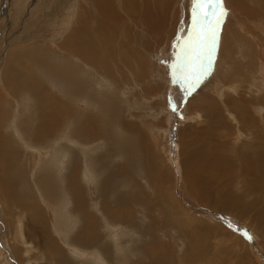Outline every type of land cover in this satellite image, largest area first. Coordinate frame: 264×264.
I'll use <instances>...</instances> for the list:
<instances>
[{
    "label": "rangeland",
    "instance_id": "374dc122",
    "mask_svg": "<svg viewBox=\"0 0 264 264\" xmlns=\"http://www.w3.org/2000/svg\"><path fill=\"white\" fill-rule=\"evenodd\" d=\"M69 1L0 0V264H264V257L256 254L264 255V179L256 187V177L264 174L259 155H264V147L260 151L249 136L264 135V99L260 98L264 97V86L260 90L264 79V0H247L246 4L243 0L246 7L250 2L253 16L233 9V0L203 4L184 0L178 17L171 13L177 29L169 34L170 40L165 41L163 34L148 42L149 53L159 45L164 50L159 48L154 57L153 70L134 73L121 65L115 44L114 51L102 57L103 67L110 68L111 74L104 73L102 65L95 67L99 75H93L91 91L84 84L75 90L45 80L29 66L25 55L34 47L69 54L57 47L74 28L78 5L86 4L85 0H72L77 5L69 10L65 7ZM178 8L173 5L174 11ZM226 15L227 19L233 15L235 22L231 24L229 18L230 23H225ZM117 26L124 31L114 23L112 28ZM225 26L234 28L238 36V63L239 57L246 60L244 45L253 53L251 78H236L235 89L232 80L230 84L220 77L224 67L220 63L233 61L229 60L232 49L225 50L227 57L223 52L218 60L215 54ZM27 40L30 42L25 43ZM67 58L49 60L71 63L69 55ZM73 61L85 64L76 58ZM149 64L152 62L147 61ZM164 65L167 69L160 72ZM215 82L221 85V98L205 100ZM195 94L197 104L193 102ZM48 95L68 110L57 113V120L50 119L53 111L41 112ZM214 104L221 108L220 116L217 109H213L215 115L209 107ZM230 108L237 114H230ZM47 114L52 123L49 132L44 123ZM248 114V119L256 118V122L249 121ZM82 122L85 126L80 129ZM85 122H90L91 128ZM114 135L118 139H112ZM247 137L249 143H243ZM210 153L243 158L244 170L251 165V179L233 174L234 198L240 197L241 203H234L231 209L219 204L214 193L221 189L223 179L193 177L197 173L193 162ZM196 179L200 188H196ZM246 183L249 186L244 187ZM45 189L55 190L52 198ZM160 196L166 198L167 205ZM170 208L175 220L168 217ZM181 219L190 225L200 220L205 231H210L196 233L191 226L185 234L187 228L174 226L181 225Z\"/></svg>",
    "mask_w": 264,
    "mask_h": 264
},
{
    "label": "bare ground",
    "instance_id": "6f19581e",
    "mask_svg": "<svg viewBox=\"0 0 264 264\" xmlns=\"http://www.w3.org/2000/svg\"><path fill=\"white\" fill-rule=\"evenodd\" d=\"M86 4L84 3L83 6H79V8L77 7V9H79V13L76 16V22L74 24V28L71 29L70 33L67 34L66 39H63L64 41L62 42L61 45H59V48L57 47L58 50H62L64 53L68 52L69 54H58V53H53L51 52V50L45 49L43 51L39 50L38 48H31L28 49L25 52V55H27L28 57V61H29V66L31 65L32 68L35 70V72L39 73L43 78H45V80L47 81H52L54 84H59V85H70L72 86L75 90L76 88L82 89L81 85L84 84L85 85V89H91L90 85L92 84V82H95V75L98 76L99 72L97 70V68H100L99 65H102L105 63L104 60H102V57L108 56L109 53H112L114 51L113 46L115 44H117V49L119 52V56H121L122 58H119L118 60L121 61V65L123 66H128L131 69H134L133 72L136 73V71H144V70H153V64L155 61V56L157 55V52L159 53V48L155 50V52L153 53H149L147 50L149 49L148 47V42L150 43L153 39H156L158 37H160L161 35H164V40L168 41L170 40L169 38V34L172 33V31L174 29L173 25H175V16L178 17L177 12H179L180 10H182L183 4H184V0H85ZM229 1V0H228ZM235 2H232L233 4L231 5L232 8L234 9L235 7L238 8L240 11L242 12L244 11L245 13H249V14H253L254 12H252L253 8L250 10V2H248L247 6H245V4L247 3V0H245L246 2H244L243 0L240 2V0H233ZM239 1V2H237ZM250 1V0H248ZM261 1V0H259ZM72 0H70L68 3H66V8H68L69 10L71 8H74L73 6L75 5V1L72 2ZM242 2H244L245 4H243ZM57 3V1H56ZM65 3V2H64ZM178 6L179 8L176 9L175 11L173 10V5ZM194 4V3H193ZM192 4V5H193ZM228 4V2H227ZM259 4V2L257 3ZM77 5V4H76ZM75 5V7H76ZM256 5V4H255ZM62 6V5H59ZM195 6H197L195 4ZM230 6V7H231ZM187 7V6H186ZM227 7L230 9V7L227 5ZM199 7L197 6L196 9H198ZM64 9V8H63ZM42 10V9H40ZM66 9H64L65 11ZM195 10V9H194ZM200 10V9H198ZM197 11V14H199ZM255 11V10H254ZM260 11V10H259ZM174 13V17H172L173 20L171 19V13ZM244 13V14H245ZM262 13V12H261ZM183 14L185 15L186 12H183ZM190 14H191V10H190ZM201 15V14H200ZM246 15V14H245ZM248 15V14H247ZM249 15V16H251ZM254 15V14H253ZM252 15V16H253ZM215 16V15H214ZM257 17V15H256ZM184 18H186L184 16ZM225 18V16H224ZM231 18V19H229ZM228 19L231 20V24L232 22H235L233 15L232 17H229ZM261 18V17H260ZM263 18V17H262ZM261 18V19H262ZM227 19V15H226V19L225 23H230V21H228ZM264 19V18H263ZM170 21H172L170 23ZM114 24L117 25H121L124 28V31L122 30V28L118 27L117 28H112ZM180 23V22H179ZM165 24V27L163 28V25ZM168 24L170 25V29H168ZM184 25V24H182ZM181 25V26H182ZM179 26V25H178ZM234 26V25H233ZM185 27V26H184ZM236 27V25H235ZM225 27H222V34H221V39L219 41V46L217 49V53H215L217 56V60L218 58H220V56H222V53L227 50L228 48L231 50L235 45V34H234V28H227L225 29ZM221 29V28H220ZM128 31V32H127ZM175 31V30H174ZM127 32V33H126ZM16 34L15 37L13 36L12 39H16ZM172 36V35H171ZM194 36V35H193ZM176 37V36H175ZM174 37V40L177 39ZM26 38V37H25ZM163 41V40H162ZM218 41V40H217ZM239 41L236 38V42ZM26 42H30V41H25ZM186 42V41H185ZM40 43V42H37ZM196 42H193V45ZM32 44V42H31ZM175 44V43H174ZM165 44H162V46ZM29 46V45H28ZM32 46V45H31ZM38 46V45H36ZM161 46V47H162ZM171 46V45H170ZM164 47V46H163ZM175 47V46H174ZM173 47V48H174ZM172 48V49H173ZM41 49V48H40ZM162 49V48H160ZM174 50V49H173ZM164 50L162 49V52ZM176 51V49L174 50ZM173 52V51H172ZM192 52V51H191ZM225 53V52H224ZM227 52L223 55V57H227L226 56ZM230 54V52H229ZM228 54V55H229ZM70 56L71 58V63H52L50 62L49 59H51V61H54V59L56 57H63L65 59L68 60L67 56ZM169 55V53H168ZM166 58H168V56L165 55ZM18 58V57H17ZM76 58L78 61L83 62L85 64L82 65H77L76 63H74L73 59ZM158 59V57H156ZM163 59V58H161ZM160 59V60H161ZM169 59V58H168ZM180 59V57H179ZM223 61H226L225 59L221 58ZM18 60V59H17ZM159 60V59H158ZM157 60V61H158ZM147 61L152 62V64L147 65ZM156 61V62H157ZM221 62V61H220ZM162 64V63H161ZM165 64V62H164ZM26 65V64H25ZM159 65V64H158ZM220 65H223L220 63ZM8 66V65H7ZM11 66V65H10ZM27 65V67H29ZM105 66V65H104ZM168 66V65H167ZM166 65L162 66V68L159 69L160 72H164L167 68ZM9 67V66H8ZM13 67V66H11ZM97 67V68H95ZM165 67V68H164ZM102 70L104 71V73L110 75L111 74V70L110 68L106 69L103 67L102 65ZM142 68V69H140ZM11 69V68H10ZM7 69V70H10ZM31 69V68H30ZM156 69V68H155ZM87 72H86V71ZM183 70V69H182ZM32 71V69H31ZM6 73V72H5ZM4 73V74H5ZM10 73V72H9ZM155 73V72H154ZM172 73V72H171ZM8 74V71L7 73ZM33 74V73H32ZM95 74V75H94ZM11 77H14V75L10 74ZM17 75V74H16ZM94 75V76H93ZM144 76V75H142ZM7 78V76H5ZM100 77V76H99ZM10 78V77H9ZM30 78V77H29ZM41 78V77H40ZM259 79V78H258ZM261 79V78H260ZM263 79V78H262ZM38 80V79H37ZM97 80V79H96ZM6 81H10V80H6ZM113 81V80H112ZM260 81V80H259ZM258 81V82H259ZM264 81V80H263ZM11 83V81H10ZM46 83V82H45ZM109 83V82H108ZM112 83V82H111ZM260 83V82H259ZM7 84V83H6ZM16 84V83H15ZM110 84V83H109ZM262 84V83H261ZM12 85V83L10 84ZM44 85V84H43ZM258 85V84H257ZM256 85V86H257ZM26 86V85H25ZM83 86V85H82ZM103 86V85H102ZM92 87V85H91ZM104 87V86H103ZM118 87V86H117ZM45 88V87H44ZM84 88V86H83ZM258 88V87H257ZM40 90V89H39ZM42 90V89H41ZM107 90V89H106ZM206 90V89H205ZM88 91V90H87ZM91 91V90H90ZM89 91V92H90ZM82 92V91H80ZM105 92V91H104ZM111 92V91H110ZM110 94V93H109ZM197 94V93H196ZM196 94L193 96V98H196ZM77 95V94H76ZM102 95V94H100ZM93 96V95H92ZM96 96V95H94ZM98 97V96H97ZM105 97V96H104ZM110 97V96H109ZM36 98V97H35ZM50 98V99H49ZM108 98V95H107ZM194 98L193 102H197V99ZM49 99V100H48ZM77 99V98H76ZM81 99V98H80ZM95 99V98H94ZM39 100V99H38ZM75 101V100H73ZM41 103V102H40ZM61 103V102H60ZM68 103V102H67ZM74 103V102H73ZM191 103V101H190ZM189 103V104H190ZM99 104V103H98ZM192 104V103H191ZM197 104V103H196ZM42 107H41V112L42 114H46L47 112H54L55 115L54 116H50L49 114L45 115V120L44 123L46 122V129L47 131H51L52 129V123H50V119H56L58 118L59 115L63 114V112H68V110L63 107L62 105H60L56 100H54L51 96L47 97V101L43 103H41ZM86 105V104H85ZM104 106V105H103ZM87 108V107H86ZM71 109V108H70ZM186 109V108H185ZM184 109V110H185ZM244 109V108H243ZM73 110V109H72ZM75 111V110H74ZM40 112V111H39ZM71 112V111H70ZM73 112V111H72ZM106 112V111H105ZM57 113H59V115H57ZM80 113V112H77ZM244 113V112H243ZM73 114V113H72ZM201 114V113H200ZM112 115V114H111ZM244 116V114H242ZM50 116V119H49ZM220 116V114H219ZM240 117V116H239ZM251 117V116H250ZM79 118V117H78ZM263 117H261L262 119ZM76 119V118H75ZM244 119V118H243ZM246 119V118H245ZM253 119V120H252ZM41 120V119H40ZM249 120V119H248ZM255 121L256 122V118H250L249 121ZM55 121V120H54ZM60 121V120H59ZM64 121V120H63ZM77 121V120H76ZM42 122V121H41ZM57 122V121H56ZM55 122V124H56ZM66 122V120L64 121ZM246 122V120H245ZM87 124L88 127H90V122H85ZM253 123V122H252ZM54 124V123H53ZM66 124V123H65ZM73 124V122H72ZM83 122L81 123V125L78 126V128L81 129ZM102 124V123H101ZM101 128L103 127L104 130L106 129V127L104 125H101ZM228 124V123H227ZM255 124V123H254ZM75 125V124H74ZM84 125V124H83ZM212 125V124H211ZM229 125V124H228ZM258 125V122H257ZM85 126V125H84ZM83 126V130H87V126L84 127ZM92 126V125H91ZM95 126V124H94ZM230 126V125H229ZM251 126V125H250ZM75 127V126H74ZM231 127V126H230ZM254 127V125L252 124L251 128ZM54 128V127H53ZM91 128V127H90ZM255 128V127H254ZM96 129V128H95ZM109 129V128H108ZM215 129V128H214ZM244 129V128H243ZM246 129V128H245ZM261 129V128H260ZM77 131V130H76ZM111 131V130H110ZM245 131V130H243ZM239 132V131H238ZM242 132V131H241ZM246 132V131H245ZM62 133V132H61ZM107 134V133H106ZM117 134V133H116ZM244 134V133H243ZM241 134V135H243ZM245 135V134H244ZM256 135V136H255ZM246 136V135H245ZM249 136L251 137L250 141L252 139H254V142L257 143L260 146V151L261 149L264 147V135L263 132L260 133H256V134H249ZM115 137V135H114ZM179 137V136H178ZM242 138V137H241ZM112 139H118V138H112ZM248 137L247 139L243 140V143H247L248 141ZM238 141V140H237ZM249 143V142H248ZM116 147V146H115ZM105 148V147H104ZM116 149V148H115ZM119 151V150H118ZM126 153V152H125ZM124 153V154H125ZM120 154V153H119ZM122 154V153H121ZM207 154V153H206ZM262 154V157L260 159L261 162H264V155L263 152H260L259 155ZM131 156V154H130ZM127 157V156H125ZM208 157V156H206ZM235 157V156H234ZM129 158V155H128ZM127 160V159H126ZM213 161V160H211ZM254 161H258V160H254ZM104 162V161H103ZM126 163V161H125ZM251 169V165L248 166V170H245V172L251 175V173L249 172ZM13 170V169H12ZM160 170V169H159ZM215 171V170H214ZM243 171V170H242ZM161 172V171H159ZM212 172V171H210ZM3 173V172H2ZM163 173V172H162ZM160 175V173H157V176ZM163 175V174H162ZM160 175V176H162ZM247 176V175H246ZM66 177V176H65ZM159 177V176H158ZM193 180L188 181V183H192ZM196 188L199 187V185L201 184V182L199 183V181L196 179ZM52 182V181H51ZM50 182V183H51ZM58 182V181H57ZM253 184V182H252ZM64 186V185H63ZM75 187V185H73ZM189 187V185H187ZM45 187V186H44ZM43 187V188H44ZM223 187V186H222ZM42 188V189H43ZM71 188V187H70ZM200 188V187H199ZM236 188V187H235ZM50 189V188H49ZM240 189V188H239ZM71 190V189H70ZM238 190V189H237ZM9 191V189H8ZM45 191H47V196L49 195L50 198H52L53 193L55 192V190L51 189H45ZM60 192V191H59ZM66 192V191H65ZM70 192V191H69ZM8 193V192H7ZM45 193V194H46ZM10 195V194H8ZM44 195H42L43 198ZM251 196V195H250ZM3 197V196H2ZM261 197V196H260ZM48 198V197H47ZM47 198L45 199L47 201ZM81 198V197H80ZM157 198V197H156ZM160 200L162 202H165L166 205L168 204V202H166V198L164 196H160L159 197ZM3 199V198H2ZM79 199V198H78ZM49 200V198H48ZM67 201V200H66ZM241 201V200H240ZM9 202V201H8ZM49 202V201H47ZM7 203V201H6ZM13 203H15L13 201ZM31 203V202H30ZM25 204V203H23ZM33 204V203H32ZM37 204V203H35ZM8 205V203H7ZM17 205V204H16ZM24 206V205H23ZM30 206H32L30 204ZM34 206V205H33ZM32 206V207H33ZM26 207V206H25ZM31 208V207H29ZM53 209H54V205H53ZM262 209V208H261ZM21 210V208H20ZM32 210V208H31ZM35 210V208H34ZM37 210V209H36ZM76 210V209H75ZM170 210V215L168 217L172 218V220H175V217H173V210L172 208L169 209ZM263 210V209H262ZM22 211V210H21ZM70 211V210H69ZM32 212V211H31ZM135 212V211H134ZM34 213V212H33ZM31 214V213H30ZM127 214V213H126ZM23 215V214H22ZM32 216V215H31ZM35 216V215H34ZM73 216V215H72ZM85 217V216H84ZM102 217V216H101ZM108 217V216H106ZM105 217V218H106ZM33 218V216H32ZM37 218V217H36ZM82 218V217H81ZM85 219V218H84ZM88 219V218H87ZM34 222L36 221L35 219H33ZM121 220V219H120ZM80 221V220H79ZM86 221V220H85ZM108 221V219H107ZM126 221V220H125ZM32 222V220H31ZM33 222V223H34ZM54 222V221H53ZM57 222V221H56ZM173 225V222L170 221ZM192 222V221H191ZM40 223V222H39ZM122 223V222H121ZM163 223V222H162ZM202 222H200V220L198 221H194L191 223V225L186 221L181 219V225H174L177 228H187L185 230V234L186 232L190 229L191 226L192 229H194L193 231L196 233H201L202 230L205 231V229L203 228L204 226H202L201 224ZM38 224V223H37ZM41 224V223H40ZM93 224V223H92ZM109 224V223H108ZM193 224V225H192ZM27 225V224H26ZM39 225V224H38ZM100 227L104 226L102 224H99ZM98 225V226H99ZM112 225V224H111ZM157 226V225H156ZM6 227V226H5ZM29 227V225L27 226ZM40 227V225H39ZM46 227V226H44ZM43 227V228H44ZM160 227V226H158ZM163 227H165L163 225ZM206 227V226H205ZM231 228H234L233 226H230ZM38 228V226H37ZM41 228V227H40ZM95 228V227H94ZM103 228V227H102ZM162 228V227H161ZM160 228V229H161ZM166 228V227H165ZM30 229V228H29ZM35 229V228H33ZM45 229V228H44ZM105 228H103L104 230ZM112 229V228H111ZM32 230V229H31ZM113 231V230H112ZM210 231V230H209ZM208 229L207 231H205L206 233L209 232ZM36 232V231H35ZM40 232V230H39ZM45 232V230H44ZM43 232V233H44ZM192 232V231H191ZM212 232V231H211ZM210 232V233H211ZM262 232V230H261ZM26 233V230H25ZM28 233V232H27ZM31 233V231H30ZM37 233V232H36ZM86 233V232H85ZM109 233V231H108ZM193 233V232H192ZM38 234V233H37ZM101 234V233H100ZM114 234V233H113ZM204 234V232H203ZM41 235H44L41 233ZM104 235V234H103ZM111 235V234H110ZM196 235V234H195ZM199 235V234H198ZM208 235H210L208 233ZM191 236V235H190ZM44 237V236H43ZM46 237V236H45ZM73 237V236H72ZM201 237V236H200ZM42 238V236H41ZM264 238V235H263ZM44 239V238H42ZM152 240H155L152 238ZM164 240V239H163ZM45 241V240H44ZM146 241V240H145ZM154 242V241H152ZM142 243V242H141ZM156 244V243H154ZM81 246V245H80ZM100 246V245H99ZM156 246V245H155ZM163 246V245H162ZM78 247V246H77ZM104 247V246H103ZM161 247V246H160ZM147 249V248H146ZM161 249V248H160ZM159 250V249H158ZM164 250V249H163ZM165 251V250H164ZM146 252V250H145ZM160 252V251H159ZM149 253V252H148ZM154 254L156 252H153ZM257 254H260V258L264 255L261 252H256ZM125 254V253H124ZM151 254V253H150ZM97 255V254H96ZM139 255V254H138ZM145 255V254H143ZM142 255V256H143ZM115 256V255H114ZM147 256V255H146ZM140 257V256H139ZM118 258V257H117ZM141 258V257H140ZM138 258V259H140ZM149 258V256H148ZM154 258V257H152ZM155 259V258H154ZM102 260V259H101ZM119 261V260H118ZM149 261V260H148ZM129 262V261H128ZM144 262V261H143ZM119 263V262H118ZM145 263V262H144ZM122 264V263H121Z\"/></svg>",
    "mask_w": 264,
    "mask_h": 264
},
{
    "label": "crops",
    "instance_id": "0c3cea01",
    "mask_svg": "<svg viewBox=\"0 0 264 264\" xmlns=\"http://www.w3.org/2000/svg\"><path fill=\"white\" fill-rule=\"evenodd\" d=\"M236 38L238 39V36ZM237 45H238V42H236L235 45L232 46L233 47L232 48V55H231L229 60H233V61H231L230 63L223 64L224 67L220 71V77H223L224 81L230 83V80H232V82L234 84V89L238 86L236 84V82H237L236 78H238V79L242 78V79L248 80L249 78H251V74H252L251 73L252 70H251V67H250L251 66L250 63L252 62L251 56H253L252 50H250V48L247 49L245 47V45H244L243 46V54H244V56L246 55V60L242 61V58L239 57V63H238L237 60H236V53H235L236 50L238 49ZM210 74L212 75L213 73L211 72ZM263 80L264 79L261 80L262 84L260 85V90L261 91H262L263 86H264V81ZM218 86L219 87L221 86L220 83L219 82H217V83L215 82V84L213 86V89L211 91H209L211 93H209V95L205 96L204 99L205 100H211L212 99V102H213L214 99H218V97L221 98V95H220L221 90H219ZM220 89H221V87H220ZM234 89H233V91H234ZM229 98L232 99V97H229ZM260 98L264 99V97H260ZM236 101L237 100L235 99V102ZM261 104H263L262 101L259 102V107H261ZM209 107L212 109V111L214 112L215 115H218L221 112V110H220L221 108L219 106H215V104L213 106H209ZM213 109H217L218 110V112H217L218 114H216V111L213 110ZM229 113L230 114H234V115L237 114V112L232 110L231 108H230V112ZM260 113H261V111H260ZM248 116H249V114L246 116L247 119H248ZM203 157L204 158H202V160H200V158H199L198 160L193 162V164H196V166H197V169H196L197 173L193 177H195L197 179H201L202 178L204 180L213 179L215 181L219 180V179L220 180L223 179V180H221L222 182H220V184H219L221 189L219 188V190L214 191V193L217 196V198L216 197L215 198L217 200H219L218 203L221 204L225 209H231L232 207H234V205H233L234 203L239 205V203H241V202H239L240 201V197L238 198V200H237V198H234V196L236 195L235 191H234L235 183H234V180H233L232 177L235 176L233 174H241V176H243L244 178L248 177L249 179H251L252 176L249 173L247 174L245 172V170L243 169L244 168V159L243 158H241V159L238 158L237 159L236 157H234V158L232 157L231 158L229 155H219V156L218 155H212L211 153L208 155V157H206V156H203ZM211 160H213V161H211ZM225 160H229L230 163H224ZM233 163H235L234 166H233ZM12 166L15 167L16 166L15 163H13ZM225 167H227L229 169H226ZM231 170H232V172H231ZM210 171H212L211 174L209 173ZM256 178L258 179V182H259V183L258 182L256 183V187H257V185L258 186L261 185V183H262V181L264 179V174H262L260 176H257ZM230 185H231V187H230ZM246 185H247V183L244 184V187H246ZM247 186H249V185H247ZM229 189L232 192L229 191ZM251 191H252V189H251ZM239 194H241V192Z\"/></svg>",
    "mask_w": 264,
    "mask_h": 264
},
{
    "label": "snow or ice",
    "instance_id": "6c2138e0",
    "mask_svg": "<svg viewBox=\"0 0 264 264\" xmlns=\"http://www.w3.org/2000/svg\"><path fill=\"white\" fill-rule=\"evenodd\" d=\"M211 2H212V0H194V3H198V4L211 3ZM216 2L219 3L220 0H216ZM249 239H250V237H249Z\"/></svg>",
    "mask_w": 264,
    "mask_h": 264
},
{
    "label": "water",
    "instance_id": "95a60500",
    "mask_svg": "<svg viewBox=\"0 0 264 264\" xmlns=\"http://www.w3.org/2000/svg\"><path fill=\"white\" fill-rule=\"evenodd\" d=\"M190 88H191V86H190ZM182 106V105H181ZM257 254V253H256ZM259 256H260V254H258Z\"/></svg>",
    "mask_w": 264,
    "mask_h": 264
}]
</instances>
